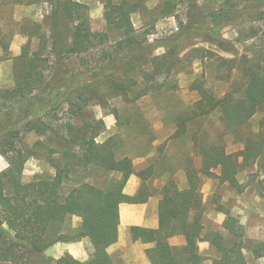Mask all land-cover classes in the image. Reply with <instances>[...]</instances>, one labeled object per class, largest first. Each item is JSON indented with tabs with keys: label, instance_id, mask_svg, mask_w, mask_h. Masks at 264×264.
I'll list each match as a JSON object with an SVG mask.
<instances>
[{
	"label": "trees",
	"instance_id": "16d2710c",
	"mask_svg": "<svg viewBox=\"0 0 264 264\" xmlns=\"http://www.w3.org/2000/svg\"><path fill=\"white\" fill-rule=\"evenodd\" d=\"M252 4L255 11L249 14ZM60 6L71 22L72 33L69 40L64 39L62 43L59 6L54 0L50 19L52 42L56 47L54 63L59 65L62 64L61 49L69 55H80L90 50L95 39L85 3L64 0ZM172 8L171 2L166 0L161 12L171 14ZM136 10L137 4L130 0L107 1L106 22L121 32L125 42L139 50L140 44L133 36L131 19ZM245 13H248V18L244 17ZM208 14L209 25L232 24L238 29L244 26L235 39L242 43V53L236 44L228 43L224 37L208 38L222 51L235 54L234 58L223 59V62L231 70L243 71L244 88L241 96H234L231 90L222 96H215L197 84L200 98L194 103L192 112L194 117H202L218 110L224 128L234 131L264 104V0H223L219 9H213ZM2 36L0 24V39ZM174 37L177 39L181 35ZM15 58L28 60L30 68L17 74L14 87H0V112L3 111L7 118L5 122L0 119V154L7 162L0 171V263L29 264L31 254L43 253L40 247L30 243V237L35 234L46 237L56 228L48 243L76 241L85 237L92 248L87 261L77 260L70 254L53 259L43 253L49 263L102 264L108 256L107 247L118 240L119 205L123 202L144 203L155 189L142 178L134 195L124 192L135 166L127 155L119 156L111 138L97 140L105 130V122L90 113L88 97L77 92L78 88L89 86V81L80 83V87L72 81L60 89L62 74L57 66L50 80L44 82L41 70L35 68L41 61L39 56L33 57L24 52ZM40 86V93L47 89L43 96L35 93ZM36 99L38 103H35ZM5 100L12 101L11 107L5 105ZM20 101L28 109L14 120L13 103ZM4 125L7 128L3 129ZM22 131L33 132L38 138L29 146L22 142ZM192 141L195 152L200 155V165L197 168L192 165L186 167L188 187L179 189L174 180H168L160 190L157 227L132 225L129 227L130 237L133 241L151 243L144 251L151 264H202L204 257L199 252L201 241H209L220 252L212 264H246L242 251L244 227L230 210L221 206L218 208L225 214L222 227L234 237L229 246L224 244L219 232L205 237L200 227L188 220L190 213L201 205L200 175L217 178L219 183L227 182L242 191L244 186L236 176L239 167L263 155L264 142L247 137L244 149L227 152L220 138L218 142L208 143L198 131L192 133ZM38 149L45 150L55 173L51 177L25 182L22 179L25 163L29 157L38 154ZM91 168L117 171L120 177L106 187L88 181L77 182L67 193H63L73 173ZM138 174L141 176L142 172ZM73 216L80 218L75 228L68 224ZM65 224L66 232L61 231ZM176 235L183 236V242L170 244L169 239Z\"/></svg>",
	"mask_w": 264,
	"mask_h": 264
},
{
	"label": "rangeland",
	"instance_id": "374dc122",
	"mask_svg": "<svg viewBox=\"0 0 264 264\" xmlns=\"http://www.w3.org/2000/svg\"><path fill=\"white\" fill-rule=\"evenodd\" d=\"M53 1L0 0L3 31L0 39L1 88L14 87L17 74L30 68L28 60L15 58L24 52L40 57L41 61L35 68L41 70L44 82L50 80L56 66L62 74L60 89L72 81L78 86L89 81V86H79L77 92L88 97L90 113L105 122V134L98 139L112 133L110 138L119 155L142 151L152 153L151 158L139 166L145 169L149 185L157 187L162 185L158 174L167 167L174 168L178 183L179 174L188 165L199 167L200 155L195 152L192 141L194 131L202 134L208 143L218 142L220 138L227 152L244 149L247 137L264 142V104L234 131L224 128L218 110L202 117L193 116L194 103L200 98L197 84L215 96H222L230 90L234 96H241L243 92V71L231 70L223 62V59L234 58L235 54L224 52L208 41L210 37H224L228 43L236 44L240 53L244 49L242 43L235 40L244 26L238 29L232 24L209 25L208 12L219 9L223 0H169L173 11L166 15L161 12L166 0H130L137 4L131 19L133 36L140 44L139 50L125 42L121 32L106 22L107 1L119 0H74L87 6L86 12L95 33L94 45L80 55H69L61 49L60 65L54 63L56 47L52 42L50 19ZM55 1L59 6V29L63 43L64 39L69 40L72 25L60 6L64 0ZM11 3L20 4L16 17L12 14ZM253 5L249 14L255 11ZM177 34L181 37L176 39L174 36ZM41 89L42 86L35 92L39 96L45 95L47 90L40 93ZM143 91L145 93L139 96ZM37 100H34L35 103H38ZM4 103L11 107L12 101L5 100ZM13 105L12 119L17 120L28 106L23 101ZM0 119L7 120L3 111L0 112ZM21 134L22 142L29 146L38 138L33 132L22 131ZM37 152L25 163L22 173L25 182L51 177L55 173L45 150L38 149ZM6 165L0 154V171ZM219 171L216 170L217 173ZM236 176L244 186L242 191L227 182H216L217 178L200 175L201 205L190 213L188 221L199 226L205 237L219 232L224 244L229 246L234 237L222 227L225 214L218 208L221 206L230 210L244 227L242 251L246 264H264V154L254 162L239 167ZM113 179H116L114 173L106 169L80 170L72 174L63 193H67L77 182L88 181L106 187ZM79 222L80 218L73 216L68 224L75 228ZM66 226L63 225L61 231L66 232ZM52 230L42 242L41 238L33 237L34 242L30 239V243H48L56 228ZM183 240V236L176 235L169 242L178 245ZM199 252L204 257L202 264H212L213 259L220 256L218 249L209 241L199 243ZM29 264L51 263L42 253L31 254Z\"/></svg>",
	"mask_w": 264,
	"mask_h": 264
},
{
	"label": "crops",
	"instance_id": "0c3cea01",
	"mask_svg": "<svg viewBox=\"0 0 264 264\" xmlns=\"http://www.w3.org/2000/svg\"><path fill=\"white\" fill-rule=\"evenodd\" d=\"M11 8L14 12L12 13L16 17L17 8L20 7L18 3H11ZM2 28V27H1ZM3 32V31H2ZM106 129V127H105ZM105 130L101 133L103 134ZM100 134V136H101ZM105 134V133H104ZM113 134L109 133L103 139H98V141H104L110 138ZM194 146V145H193ZM130 157L135 166V172L132 173L125 186L124 192L127 195H134L138 190L142 178L145 179V182L149 181L145 178V169L140 167L139 164L147 161L151 158L152 153L138 152L135 154H123ZM119 155V156H123ZM116 178L120 177V173L117 171H112ZM142 172L140 176L138 173ZM183 173L179 174L180 183L174 176V168L167 167L159 172L160 187L155 185H150L155 189V192L148 197L147 201L144 203H121L119 205V225H118V240L107 247L108 256L102 264H151L148 258L145 255V249L151 246V243L144 242L142 240L133 241L130 237L129 227L132 225H139L144 227L155 228L158 224L157 219V207L158 201L160 198V190L162 186L172 179L178 185L179 189H184L188 187V182L186 178V168ZM216 182H219L218 179ZM211 183V181H208ZM149 184V183H148ZM34 238H44L41 234H35L30 237L32 240ZM33 241V240H32ZM34 242V241H33ZM36 244V243H35ZM37 245V244H36ZM43 250V253L50 258L57 259L65 254H70L77 260L87 261L90 257L91 252V243L88 238H81L76 241H57L51 243H43L42 245H37Z\"/></svg>",
	"mask_w": 264,
	"mask_h": 264
}]
</instances>
